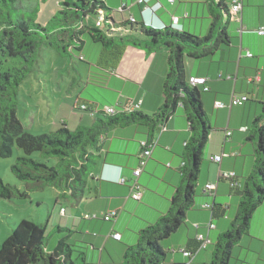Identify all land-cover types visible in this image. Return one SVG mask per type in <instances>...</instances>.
I'll return each instance as SVG.
<instances>
[{
    "label": "crops",
    "instance_id": "obj_1",
    "mask_svg": "<svg viewBox=\"0 0 264 264\" xmlns=\"http://www.w3.org/2000/svg\"><path fill=\"white\" fill-rule=\"evenodd\" d=\"M110 8L128 5V11L117 13V21L131 15L138 22L155 28L173 26L198 31L208 35L214 18L219 15L218 5L224 0H154L162 6L158 11H145L139 0H104ZM229 4V3H228ZM140 13L139 20L137 13ZM234 17V16H233ZM195 26L192 28V24ZM264 0H244V9L229 25L228 33L232 44L217 52L212 58L200 61L186 59V79L205 77L209 91L203 92V107L215 121L216 130L210 134L205 151L203 167L196 188L195 207L188 212L186 224L176 235L163 243L168 252L164 264H205L212 259L213 244L218 237L230 229L231 221L238 212L239 197L232 192L235 184L241 188L245 178L255 166L256 148L249 138V127L253 120L264 112ZM206 33V34H204ZM196 35V34H195ZM198 35V34H197ZM92 53L89 64H93L101 47ZM83 57V62L87 57ZM92 71V70H91ZM169 72L166 52L147 54L145 51L128 47L117 69L106 77L105 86L86 84V90L94 88V94L86 96L81 91L76 95L73 111H68L65 122L72 131L81 125H90L99 115L86 116L87 112L77 109L80 103L91 101L95 109L122 106L126 111H142L154 114L165 102L163 87ZM94 73V72H93ZM203 91V87H200ZM233 95L249 97L243 106H231ZM80 100V101H79ZM224 104L217 108L216 103ZM118 107V108H119ZM247 128V129H245ZM231 132L230 136H227ZM151 139V140H150ZM190 139V127L181 107L170 117L162 131L148 136L145 128L132 126L110 131L92 152L99 158L89 183L85 198L73 205L72 216L67 227L75 231L74 238L86 249L88 261L94 264H120L127 246L138 242V233L156 222L171 206L176 188L181 184L179 172L181 158ZM150 140L151 156L137 179L142 198H130L132 185L136 181L134 171L138 168L143 151L142 142ZM252 143V144H250ZM254 150V152H253ZM225 155L220 163L214 157ZM234 173L233 179L223 174ZM126 179L125 183H121ZM209 184L215 187L206 191ZM213 194V195H212ZM220 204L225 211L223 218L213 217V206ZM62 209H64L62 207ZM61 214L68 215V210ZM114 214L111 221L88 219L91 214ZM211 225H214L212 228ZM122 235L121 240L113 238ZM196 240L191 256H186L189 240ZM197 240H202L198 246ZM210 241L206 244V241ZM212 246V247H210ZM231 264H264V203L253 215L250 235L244 236L240 245L233 250Z\"/></svg>",
    "mask_w": 264,
    "mask_h": 264
},
{
    "label": "trees",
    "instance_id": "obj_2",
    "mask_svg": "<svg viewBox=\"0 0 264 264\" xmlns=\"http://www.w3.org/2000/svg\"><path fill=\"white\" fill-rule=\"evenodd\" d=\"M17 1L0 0V157H11L15 147L23 150L25 156L17 159L11 171L19 181L26 183L27 190L20 192L0 179V199L28 198L29 192L53 187L60 191L58 200L70 198L75 203L81 202L89 191L99 160L92 149L98 148L110 131L137 126L145 128L152 138L181 107L190 127V139L181 155L184 163L179 169L181 184L176 188L170 209L138 233V242L127 246L120 263L164 264L168 252L163 243L186 224L188 212L195 207L196 188L212 132L201 99L206 91L200 86H192L186 79L185 61L212 58L224 46L232 44L228 27L234 16L231 11L233 0L229 4L224 0L218 5L219 15L205 37L174 26L155 28L137 20L133 23L132 15L117 21V13L123 14L128 9L114 10L104 0H64L58 13L47 24H40L36 20L38 9L28 19L15 16ZM92 16L96 20L103 17L100 28L86 24ZM83 35L101 44L94 69L88 75V83L95 86H105L106 77L102 74L110 75L117 69L128 47L147 54L166 52L169 72L164 81L163 106L152 115L137 110L126 111L122 106L117 107L116 114L109 115L104 107L91 125H81L74 131L62 122L53 133L32 135L26 132L17 117L20 87L38 64L42 47L71 57L75 51H81ZM79 60L83 61L81 55ZM90 102L85 103L94 109L96 106ZM249 132V138L256 144L255 166L241 188L233 184L232 192L240 199L238 212L230 229L214 242L212 259L205 264H231L234 248L240 245L244 236L250 235L253 215L264 203V112L253 120ZM150 140L146 141L148 147L152 144ZM34 153H40L44 160L33 159ZM51 160H55L53 165L48 164ZM222 207L213 206L214 218L225 216ZM59 231H66L68 236L49 253L46 251V226L21 221L0 248V264H94L88 261L86 249L74 238L75 231L61 227ZM195 241L190 239L184 250L190 256L194 251L187 249H191ZM197 244L195 251L201 248L202 240H197Z\"/></svg>",
    "mask_w": 264,
    "mask_h": 264
},
{
    "label": "rangeland",
    "instance_id": "obj_3",
    "mask_svg": "<svg viewBox=\"0 0 264 264\" xmlns=\"http://www.w3.org/2000/svg\"><path fill=\"white\" fill-rule=\"evenodd\" d=\"M63 1L18 0L14 14L15 16L20 15L28 19L38 9L37 22L47 24L58 13L60 3ZM228 3H230V0H228ZM112 9L120 10L121 8ZM137 16L141 20L139 12ZM96 21V17L92 16L85 22L89 26L95 27ZM235 21L236 17H233L230 24L233 26ZM194 26L195 24L193 23L192 28ZM191 32L194 35H199L198 31L192 30ZM201 36L205 37L206 35ZM82 40L84 44L81 51H75V54L71 57L60 56L55 49L46 46L42 47L38 64H36L32 74L20 87L17 117L26 132L32 135H43L57 131L67 112L73 111L76 95L80 91L86 96L88 92L94 94V88L87 90L85 88L88 82V75L90 70H92L89 64L92 53L97 51L95 49L100 48L101 44L92 42L88 35H83ZM79 55H85L87 57L86 61H80ZM86 116L91 117L90 114ZM100 117H103V115H100ZM210 124L212 132L215 131L213 118L210 120ZM249 135L251 136L250 132ZM253 143L256 148L255 142ZM23 156H25L23 150L15 147L11 157H0V179L6 184L18 188L20 192L27 190L26 183L19 181L12 173L11 168L17 162V159ZM31 157L37 160H44L40 153H34ZM53 163H55V160L48 162L50 165H53ZM59 195L60 191L56 188L48 187L42 191L29 192L28 198L0 199V248L17 225L21 221L27 220L46 226V251L49 253L54 252L59 241L68 236L66 231L60 232L59 227H67V219L72 216L73 205L75 204L70 198L58 200ZM62 207L66 211L68 210L67 216L61 214Z\"/></svg>",
    "mask_w": 264,
    "mask_h": 264
},
{
    "label": "built area",
    "instance_id": "obj_4",
    "mask_svg": "<svg viewBox=\"0 0 264 264\" xmlns=\"http://www.w3.org/2000/svg\"><path fill=\"white\" fill-rule=\"evenodd\" d=\"M171 2H174L175 0H170ZM154 0H139L138 1V4L139 5H144L145 6V11H151V12H156L158 10H160L162 8L161 5L157 4V3H153ZM128 8V5L127 4H123L121 9L123 8ZM243 8H244V0H233V4H232V8H231V11H232V14L234 15V17L236 16H239L242 11H243ZM131 21L133 23L136 22V19L134 18V16L131 17ZM179 23V18H175L174 19V22H173V26L175 27V25H178ZM103 24V17H100L97 21H96V27L100 28ZM259 34L261 35H264V28L260 29L259 30ZM189 83L192 85V86H200V87H203L204 91H209L210 88L207 86V82H208V79L205 78V77H190L188 79ZM248 101V97L247 96H236V95H233L231 97V106H242L244 103H246ZM216 107L217 108H222L224 107V104L220 103V102H217L216 103ZM77 109L81 112H86L88 111L89 114L95 116L96 114H98V112L100 111L99 109H91L89 107L88 104L86 103H80L77 107ZM104 111L105 113L109 114V115H114L116 114L117 112V108L115 106H108V107H105L104 108ZM247 129V128H245ZM231 133H228L227 136H230ZM150 147V145H149ZM142 148H143V151L140 155V162H139V166L138 168L134 171V176L136 178V181L133 183L132 185V192H131V195L130 197L133 198L134 200H137L139 201L141 198H142V193L140 192V187H139V184H138V181L137 179L140 177V175L142 174L146 164H147V161L148 159L150 158L151 156V151L148 150V143L146 141H143L142 142ZM225 155H222V156H216L214 157V161L215 162H218L220 163L223 159ZM184 164V163H183ZM223 177L225 179H233L234 178V173H230V172H226L223 174ZM126 182V179H122L121 180V183H125ZM215 187L214 184H209L207 185L206 187V191H211L213 190ZM213 195V194H212ZM62 212L65 213V209H62ZM115 217L114 214L110 213V214H102L101 216H99L98 214H91V215H88L87 218L88 219H104L106 221H111L113 220V218ZM211 227L213 228L214 225H211ZM121 237L122 235L120 233H114L113 234V238L116 239V240H121ZM210 241H206L204 247H206V244H209ZM185 255L186 256H190V254L188 252H185Z\"/></svg>",
    "mask_w": 264,
    "mask_h": 264
}]
</instances>
